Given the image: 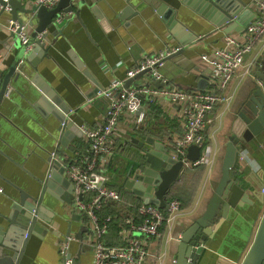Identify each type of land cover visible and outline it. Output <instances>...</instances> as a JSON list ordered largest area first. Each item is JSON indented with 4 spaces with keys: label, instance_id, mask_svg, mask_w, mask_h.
<instances>
[{
    "label": "crops",
    "instance_id": "crops-1",
    "mask_svg": "<svg viewBox=\"0 0 264 264\" xmlns=\"http://www.w3.org/2000/svg\"><path fill=\"white\" fill-rule=\"evenodd\" d=\"M23 1L28 6L34 4L33 0ZM244 1L250 8L253 0ZM162 2L175 9L177 34L148 0H77L80 18L73 10L66 13L61 23H56L55 19L54 24L47 27L40 46L37 49L33 46L27 55L18 36L8 31L11 12L0 14V86L5 76L11 73L10 69L20 58L26 57L25 66L17 68L11 75L10 96H4L0 102V186L3 188L0 192V247L13 241L8 233L10 222L7 215L12 204L19 201L21 191L39 197L42 182L49 171L54 170L55 162L65 166L87 153L88 143L80 126L94 127L105 120L109 100L100 94V90L115 79L124 81L126 87L152 85L150 77L144 74L136 75L127 86L131 79L127 78V72L144 54L166 45L183 47L189 66L181 68L165 61L160 70L169 85L200 89L198 83L206 77L205 89L210 88L211 69L204 55L222 46L226 34L245 31L238 28L225 31V26L213 21L215 12H202L185 0ZM191 2L195 4V0ZM225 2L235 8L240 4L237 0ZM252 16L246 13L237 26L243 22L249 25ZM26 24L31 39L35 40L38 31L35 26ZM178 34L187 43L182 44ZM254 82L264 88V36L245 56L242 67L228 86L230 101L217 104L209 114L206 142L213 147V162L210 165H188L168 194V198H178L182 208L174 222L162 227L161 236L150 239L151 264H173L172 241H177L183 230L206 210L221 176L227 136L232 133L233 113L248 96ZM43 84H48L62 98V107L44 93ZM145 111L146 118L141 124H136L131 117H122V133L116 139L115 152L108 162L110 185L120 194V200L113 202L122 220L117 237H113L117 242L123 241L120 231L125 222L137 217L131 205L140 200L125 191L121 182L134 162L133 156L142 149L141 142L153 136L168 148L171 139L184 130L178 107L167 99L159 98L146 106ZM60 114H65L68 122L76 125L78 133H62ZM236 177L253 204L231 208L219 225L217 219L211 236L201 242L204 249L196 264H240L248 251L264 213V202L258 194L264 187V132L245 146ZM60 179L51 188L58 198L46 194L49 208L45 215L51 228L30 237L21 264H62L60 243L68 235L75 237L70 243V254L75 263L93 264V250L88 244L93 236L92 226L75 210L73 203H68L72 186L66 172ZM78 214L81 219H77Z\"/></svg>",
    "mask_w": 264,
    "mask_h": 264
},
{
    "label": "built area",
    "instance_id": "built-area-1",
    "mask_svg": "<svg viewBox=\"0 0 264 264\" xmlns=\"http://www.w3.org/2000/svg\"><path fill=\"white\" fill-rule=\"evenodd\" d=\"M59 1L33 0V3L53 8ZM250 8H253L255 16L247 29L226 34L222 46L215 47L209 55H204L211 69L210 88L188 90L169 85L160 68L166 58L181 46L166 45L153 53L144 54L127 72V78H134L145 71L152 84L160 81L161 86L134 84L126 87L124 81L115 79L108 87L100 90V94L109 100L105 120L94 127L86 124L80 126L88 143V151L78 160L64 164L72 186L74 208L88 219L93 229V236L88 241L93 250V264H151L150 239L161 236L162 227L174 222L182 208L181 201L172 196L168 198L165 208L144 202L134 203L131 206L137 217L129 219L121 228L120 236L123 241L118 244L106 242L105 236L113 217L107 215L101 218L98 211L106 203L120 200L118 190L110 185L111 176L107 169L109 159L115 152L116 139L122 133V120L131 117L136 124H141L146 118V106L159 98L167 99L178 107L184 128L181 134L174 136L170 141L168 149L171 156L184 161L189 146L196 144L201 147V154L188 165H210L213 162V147L206 142L209 114L217 104L230 101L228 86L242 67L245 56L264 36V0H253ZM10 10L9 0H2L0 14ZM65 15L66 13H60L55 22L61 23ZM7 27L10 33L18 36L26 55L32 50L35 42L42 40L44 36V32H40L35 40H32L27 24L13 18H9ZM25 62L26 57L20 58L17 68L25 66ZM11 92V85H8L4 96L9 97ZM65 125L66 121H63L61 127ZM2 190L0 186V192ZM261 191L264 193V187ZM74 239L75 237L68 235L60 243L62 264H76L70 254V243Z\"/></svg>",
    "mask_w": 264,
    "mask_h": 264
},
{
    "label": "water",
    "instance_id": "water-1",
    "mask_svg": "<svg viewBox=\"0 0 264 264\" xmlns=\"http://www.w3.org/2000/svg\"><path fill=\"white\" fill-rule=\"evenodd\" d=\"M148 1L153 7L157 8V11L168 23L172 32L177 34V28H175L177 22L174 20L175 9L167 6L162 0ZM185 1L202 12H215L216 17H213V21L219 26H225V31L233 28L246 30L248 22H243L240 26H237L236 23L241 21V17L246 13L255 16V12L247 7L244 0H237L240 4L236 8L228 6L226 2L224 3V0H195V4L191 2L192 0ZM9 4L11 5L12 18L21 23L35 26L36 31H38L37 34L40 32L45 33L47 27L53 25L54 20L62 12L67 13L75 10L80 18V9L76 8L77 0H60L58 5L53 8L37 4L28 6L23 0H9ZM128 10L130 8H127ZM180 34L177 37L181 43H187L186 40L180 39ZM41 41L37 40L35 42L34 49L40 46ZM184 53L185 49L181 47L178 51L170 54L165 61L168 64L171 62L176 63L181 68H188V60ZM16 69L17 65L13 66L10 69L11 73L7 74L2 80L0 102L4 98V92L9 85L11 75ZM161 73L164 75L162 70ZM144 74L145 71L137 76ZM257 75L260 76V72H257ZM37 77L39 76L37 75ZM134 78L127 81V86ZM161 85L162 82L155 81L151 86ZM206 85V77H202L198 87L205 89ZM42 89L55 103L63 106L62 98L48 84L47 86L43 84ZM63 110L65 111L64 108ZM64 115L62 114L60 118L61 124L66 121V125L63 128L61 127L62 133H78L76 125L69 123ZM233 115L232 133L227 136L221 164V176L214 187L204 213L183 230L177 241H172L171 245H173V250L175 251L173 264H196L200 253L204 249V245L201 242H206L211 236L213 226L218 221L217 219L219 218V225L222 220L227 218L231 208L243 206L246 203L253 204L250 195L239 184L236 176L239 158L245 146L264 132L263 86L258 82H254L248 96L245 97L241 106ZM146 143L149 145L146 146ZM140 145L142 149L133 156L134 162L127 172L124 173L121 185L125 191L133 193L142 202L165 208L168 194H170L172 187L181 179L184 170L188 167V163L199 158L201 147L196 144L190 145L186 159L183 161L172 157L167 146L153 136H148L146 142H141ZM53 167L54 170H50L48 177L42 182L43 186L39 197H33L29 193L21 191L19 201L12 204L7 218L10 222L8 233L13 241L6 246L0 247V264H21L30 237L34 234L46 232L48 227L51 228L47 224L49 219L45 215L49 208L46 194L58 198L51 192V188L55 186L56 181L61 180L60 176L65 172L64 166L57 162L53 164ZM259 195L260 200L264 202V193ZM70 198L71 200L68 203H73L72 190L70 191ZM66 200L69 199L67 198ZM81 217L78 214L77 219H81ZM82 226H84V223H82ZM81 235L79 234V238H82ZM241 264H264V213L260 218L253 241Z\"/></svg>",
    "mask_w": 264,
    "mask_h": 264
},
{
    "label": "trees",
    "instance_id": "trees-1",
    "mask_svg": "<svg viewBox=\"0 0 264 264\" xmlns=\"http://www.w3.org/2000/svg\"><path fill=\"white\" fill-rule=\"evenodd\" d=\"M152 106L155 107L154 105H152ZM68 163H70V162H68ZM134 203H142V202L140 200V201L134 202ZM103 207L98 211L99 216L101 218L105 217L107 215H111L113 217L112 221L110 222V225H109V230H108L109 233L107 235V238L105 236L106 242L109 244L121 243V242H117L116 240H114V238L117 237L116 233H117V230L120 229V223L122 222V220L120 219V215L118 213V207L112 202L106 203ZM84 218H86V217H84Z\"/></svg>",
    "mask_w": 264,
    "mask_h": 264
},
{
    "label": "flooded vegetation",
    "instance_id": "flooded-vegetation-1",
    "mask_svg": "<svg viewBox=\"0 0 264 264\" xmlns=\"http://www.w3.org/2000/svg\"><path fill=\"white\" fill-rule=\"evenodd\" d=\"M261 193H262V191H259V192H258V194H261Z\"/></svg>",
    "mask_w": 264,
    "mask_h": 264
},
{
    "label": "rangeland",
    "instance_id": "rangeland-1",
    "mask_svg": "<svg viewBox=\"0 0 264 264\" xmlns=\"http://www.w3.org/2000/svg\"><path fill=\"white\" fill-rule=\"evenodd\" d=\"M261 214H262V212H261ZM261 214H260V215H261ZM240 264H241V263H240Z\"/></svg>",
    "mask_w": 264,
    "mask_h": 264
}]
</instances>
